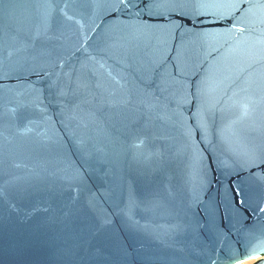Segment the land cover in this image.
<instances>
[{
	"label": "water",
	"instance_id": "1",
	"mask_svg": "<svg viewBox=\"0 0 264 264\" xmlns=\"http://www.w3.org/2000/svg\"><path fill=\"white\" fill-rule=\"evenodd\" d=\"M225 7L0 0V264H264V0Z\"/></svg>",
	"mask_w": 264,
	"mask_h": 264
},
{
	"label": "snow or ice",
	"instance_id": "2",
	"mask_svg": "<svg viewBox=\"0 0 264 264\" xmlns=\"http://www.w3.org/2000/svg\"><path fill=\"white\" fill-rule=\"evenodd\" d=\"M201 2L202 3L207 2V0H201ZM217 2H219L223 5H226V7L223 8L219 14H230L231 9L236 7L237 5H240L241 3H243V0H217ZM246 15H247V10H242V14L240 16L234 17L232 27L235 29L237 27V25H241ZM200 18H203V17H200ZM214 18L218 19L219 15H217ZM239 30L241 32H243L244 28L240 27ZM211 35L212 34H210V33H204L205 38H208Z\"/></svg>",
	"mask_w": 264,
	"mask_h": 264
},
{
	"label": "bare ground",
	"instance_id": "3",
	"mask_svg": "<svg viewBox=\"0 0 264 264\" xmlns=\"http://www.w3.org/2000/svg\"><path fill=\"white\" fill-rule=\"evenodd\" d=\"M251 260V259H250ZM250 263V261H246V262H244L243 264H249Z\"/></svg>",
	"mask_w": 264,
	"mask_h": 264
}]
</instances>
